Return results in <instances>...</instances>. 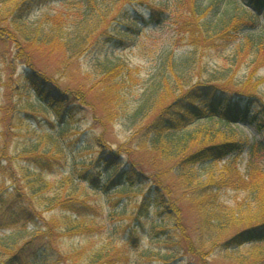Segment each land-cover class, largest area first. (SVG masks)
I'll return each instance as SVG.
<instances>
[{
    "label": "trees",
    "instance_id": "trees-1",
    "mask_svg": "<svg viewBox=\"0 0 264 264\" xmlns=\"http://www.w3.org/2000/svg\"><path fill=\"white\" fill-rule=\"evenodd\" d=\"M40 1L49 0H0V40L16 47L12 59L6 56L7 46L0 50V63H9L7 69L14 62L35 69V73H23L22 77L31 84V91L36 94L41 109L57 117L66 129L73 127L69 119L73 120L83 109L94 108L97 104H102L105 109L104 119L96 117L102 125L116 119H124L130 124L128 142L120 144L117 150L104 136L85 138L87 148H97L88 168L93 169L94 173L88 174V177L91 175L89 179L96 184V189L120 194L118 202H124V210L134 204L136 209L133 213H136L138 222L142 217L149 221L152 213H156L157 220L150 226L137 222L138 226L128 232L129 244L138 245L139 238L146 237L159 245L151 252L161 255L163 264H180L185 259L188 261L183 264H209L208 257L213 253L229 255L247 246H264V174L262 172L259 176L252 172L256 167V158L264 156V139H236V131L232 128L250 120L257 123L259 129H264V96L261 94L264 78H254L257 67L246 79L237 83L212 76L213 80L199 81L185 89L180 88L176 64L171 62L166 68L165 59L157 66L156 75L150 83L144 86L142 97L135 100L136 106L132 107V103L127 104L123 92L124 79L120 77L125 68L122 64L108 67L98 88L85 90L84 85L67 86L64 90L67 93L60 97L53 93L57 73H48L41 65L42 57L62 54L60 64L70 67L73 62H69V52L74 51L78 59L92 46L93 37L105 35L107 29L113 27L112 22L124 16L128 6L137 4L147 8L149 19L143 13L140 15L145 24L163 25L172 21L181 34L188 36L190 45L197 49L207 45L213 47L220 41L224 44L242 31L243 24L254 26L255 18L262 17L260 15L264 13V0H234L246 5L251 14L239 19L229 15L228 11L222 15L215 12L208 17V7L203 8L198 0H80L79 11L71 15V38L64 37L68 19L63 14L48 15L39 24L26 26L29 9ZM88 21H92V25L86 23ZM245 37L241 50L254 54L259 62L264 58V32ZM176 81L180 86L178 94ZM5 86L11 91L17 90L10 80ZM89 91H95V101L88 99ZM215 122L218 129L212 126L195 127ZM56 135L50 131L45 137L54 141ZM7 136L5 131L0 135V172L6 163L12 173H16L11 162L20 159L26 163L20 164L23 178H28L31 169L28 165L35 166L37 171L54 172L60 163L68 160L66 148L57 139L54 147L32 141L18 156H13L8 150ZM245 150L249 154V174L246 178L235 167L236 158ZM140 151L143 152L141 158L136 156ZM219 161H227L229 172L227 182L223 180L220 183L225 182V186L235 189H246L256 209L245 211L243 205L237 204L236 210L220 202L219 184L215 181L192 185L196 167L207 169ZM181 175L188 180L187 183H179ZM101 180L105 182L103 188H100ZM176 183L182 186L177 188L183 190V199L187 200L195 220V229L191 232L183 223L182 207L177 203L180 197L176 195ZM6 189L3 185L0 206L12 211V220L19 231H26L29 225L35 228L23 245H17L12 236L2 240L5 243L1 245L0 254L7 256L5 264H71L70 261H74L77 255L58 250L55 240L59 234L66 233L68 224L61 226L62 232L58 233L55 226L57 220L47 221L26 193L16 194ZM37 189L32 187V191ZM172 194L176 196L173 198ZM44 200L48 209L60 205L65 210L73 208L72 199H60L54 195ZM253 255L248 257V262L245 258L243 263L237 261L232 264H264V250ZM86 259L87 264L128 262L121 250L112 248L90 252Z\"/></svg>",
    "mask_w": 264,
    "mask_h": 264
},
{
    "label": "rangeland",
    "instance_id": "rangeland-1",
    "mask_svg": "<svg viewBox=\"0 0 264 264\" xmlns=\"http://www.w3.org/2000/svg\"><path fill=\"white\" fill-rule=\"evenodd\" d=\"M198 1L202 3L203 8L208 7L206 9L208 17L214 15L215 12L222 15L225 11H228L229 15H235L238 19L251 15L248 13V7L241 1ZM79 3L80 0L37 2L29 9L30 12L25 24L28 27L37 25L48 15L63 14L68 19V22H65L67 28L64 37L69 38L72 36L69 28L73 25L71 15L75 11H79ZM142 13L149 19V11L144 6L137 4L128 6L124 16L112 22L113 27L110 26L105 35L98 36V34V37L96 35L93 37L94 43L85 51L86 53L84 52L76 59L74 51L69 52V62H73L70 67L65 68L64 66H67V64H60L63 59L62 54L42 57L41 65L47 70L46 72L57 73L55 77L57 81L54 82V95L57 97L63 96L64 93H67L64 91L67 86L74 88L84 85L85 90L96 86L98 88L99 81L104 76L106 69L115 64H122L125 68L123 75L120 77V79H124L123 92L127 104L132 103V107H135V100L142 97L144 86L150 83L153 76L156 75V68L159 63L165 59L168 61L169 58L170 61H166V68H169L171 62L176 64L179 85L182 86L177 85L176 81L177 94L180 92L179 87L187 89L199 81L213 80L212 76L231 79L236 83L240 82L246 79L255 67L257 69L254 78H264V63H260L264 61V58L257 62V57L255 58L254 54L241 50L246 35L264 32V13L260 15L262 17L255 18L254 26L243 24L245 27L242 31L231 36L224 44H221L220 41L213 47L207 45L205 48L198 47L197 49L190 45L188 36L181 34L172 21L163 25L145 24L140 19ZM86 23L92 25V21ZM120 41L124 43L122 44ZM4 47L8 51L5 55L12 59L16 51L15 45L0 40V50H4ZM8 65L7 62L0 63V135L4 131L8 133L9 152L13 156H18L24 147L30 145L32 141L43 146L50 145L54 147L57 139L66 148L68 160L60 163L61 165L54 172L37 171L35 166L28 165L31 168L29 169L28 178H23L20 164L26 165V163H23L22 160L17 159L11 162L12 168H16L14 169L16 173H12L11 167L5 163V167L0 172V191L2 186L5 185L8 192L26 193L33 204L41 210L47 221L57 220L58 223L55 226L58 233L62 232L60 231L63 228L61 226L68 224L69 228L66 233L64 231L61 235L59 234L55 240L56 247L61 252L65 254L75 252L77 256H75L74 261H70L71 264H87L88 253L110 248L121 250L127 256L128 262L123 264H163L162 256L151 252L159 245L152 243L146 237H140L138 245L129 244L131 242L127 238L128 232L136 228L138 223L144 222L150 226L152 222L156 221V213H152L149 221H146V217H142L139 222L136 221V213H133L136 209L134 204L129 205L124 210V202H118L120 194L114 192L109 194L103 189H96V184H92L91 179H89L91 175L88 177V174L94 173L93 169L89 170L88 168L97 148H87L85 138L104 136L117 150L120 144L128 142L131 132L130 124L124 119H116L109 124L102 125L96 117H103L105 109L102 104H97L94 108L83 109L73 120L69 119L73 127L66 129L62 127L63 124L60 125L57 117L41 109L36 94L31 91V84L22 77L23 73H35V69H29L21 62H14L12 68L7 69ZM58 66L61 69H58ZM37 74H40V72H37ZM134 79H137L138 82ZM9 80L12 83L14 82L17 90L11 91L5 86ZM261 94L264 96V84L261 87ZM95 97V91H89L88 99L91 98L95 101ZM256 124L248 120L233 125L232 128L236 131L234 137L240 140L245 138L250 140L264 139V129H259ZM197 126L219 128L216 122L214 124L204 123L195 127ZM50 131L57 134L54 141L49 137H45L46 133ZM142 154L143 152L140 151L136 156L141 158ZM143 160H145V157ZM235 161L237 172L246 178L249 174L248 150H245ZM226 165L227 161H219L207 169L196 167L192 185L209 184L215 181L219 184L217 191L220 202L236 210H238L237 204L243 205L245 211L246 209H256L257 206L255 207L254 202H250V195L246 189L225 186V182H227L225 180L229 178ZM146 168L148 167L146 166ZM252 172L259 174V176H262V172L264 174V156L256 158V167L252 169ZM92 176L95 177L96 174ZM178 180L180 184L188 182L182 175L179 176ZM223 180L225 182L220 183ZM99 184L100 188H103L105 182L101 180ZM180 184H175L176 195H178V198L180 197L177 203L182 207L183 223L191 232L195 229V220L189 210L187 200L183 199V190L177 188L181 186ZM32 187L39 189L35 192L32 191ZM54 195L59 196L60 199H72L70 203L73 208L65 210L60 205L57 208L48 209L45 206L46 201L44 199H50ZM176 195L172 194L171 196L174 198ZM12 216L11 210H5L0 206L1 251V245L3 246L5 243L2 240L6 236H12L17 245H23L30 239L35 228L33 225H29L26 231H19L12 220ZM259 250H264V246L260 248L247 246L237 252L229 253V255L219 252L213 253L208 257V263L232 264V262L237 261L243 263L245 258H247L245 262H248V257L259 254ZM178 259L177 261H179ZM5 260H7V256L0 254V264H5ZM187 261V259L184 260L185 263ZM184 262L181 261L180 264Z\"/></svg>",
    "mask_w": 264,
    "mask_h": 264
}]
</instances>
